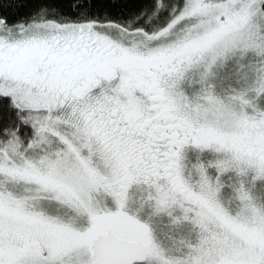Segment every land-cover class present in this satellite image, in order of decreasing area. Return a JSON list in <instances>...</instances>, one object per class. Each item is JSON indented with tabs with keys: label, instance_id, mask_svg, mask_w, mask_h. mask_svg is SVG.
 Returning a JSON list of instances; mask_svg holds the SVG:
<instances>
[{
	"label": "snow or ice",
	"instance_id": "1",
	"mask_svg": "<svg viewBox=\"0 0 264 264\" xmlns=\"http://www.w3.org/2000/svg\"><path fill=\"white\" fill-rule=\"evenodd\" d=\"M0 264H264V0H0Z\"/></svg>",
	"mask_w": 264,
	"mask_h": 264
}]
</instances>
